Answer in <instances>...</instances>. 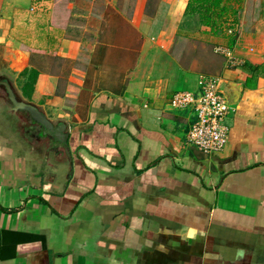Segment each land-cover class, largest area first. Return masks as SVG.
I'll use <instances>...</instances> for the list:
<instances>
[{
    "label": "crops",
    "instance_id": "obj_1",
    "mask_svg": "<svg viewBox=\"0 0 264 264\" xmlns=\"http://www.w3.org/2000/svg\"><path fill=\"white\" fill-rule=\"evenodd\" d=\"M188 1L0 0L3 63L51 128L0 122L17 128L0 134V264H264V0L231 36ZM203 74L240 94L217 154L170 105Z\"/></svg>",
    "mask_w": 264,
    "mask_h": 264
},
{
    "label": "built area",
    "instance_id": "obj_2",
    "mask_svg": "<svg viewBox=\"0 0 264 264\" xmlns=\"http://www.w3.org/2000/svg\"><path fill=\"white\" fill-rule=\"evenodd\" d=\"M217 50L229 66H236L231 48L220 45ZM221 84L220 76L203 74L198 80L199 93L178 91L170 100L173 108L193 106L195 118L187 130V142L209 154L224 150L231 131L227 118L234 108L222 92Z\"/></svg>",
    "mask_w": 264,
    "mask_h": 264
},
{
    "label": "trees",
    "instance_id": "obj_3",
    "mask_svg": "<svg viewBox=\"0 0 264 264\" xmlns=\"http://www.w3.org/2000/svg\"><path fill=\"white\" fill-rule=\"evenodd\" d=\"M243 0H189L186 13L197 14L200 16L203 25L210 28L214 35H228L234 33L228 32L236 27L238 22V9ZM226 32H228L226 34ZM27 71L23 72L26 74ZM38 72L31 69L28 75V81L25 85L26 90L30 93L34 89Z\"/></svg>",
    "mask_w": 264,
    "mask_h": 264
},
{
    "label": "flooded vegetation",
    "instance_id": "obj_4",
    "mask_svg": "<svg viewBox=\"0 0 264 264\" xmlns=\"http://www.w3.org/2000/svg\"><path fill=\"white\" fill-rule=\"evenodd\" d=\"M14 90L6 76H0V113L6 118L7 122L9 123V120H12L14 124L16 122L22 130L26 128L35 129L37 133L35 132L33 135L39 136V133H51V128L47 123L38 122L32 117L30 110L26 107L30 103L19 98ZM17 112H23L26 115L22 116Z\"/></svg>",
    "mask_w": 264,
    "mask_h": 264
},
{
    "label": "rangeland",
    "instance_id": "obj_5",
    "mask_svg": "<svg viewBox=\"0 0 264 264\" xmlns=\"http://www.w3.org/2000/svg\"><path fill=\"white\" fill-rule=\"evenodd\" d=\"M261 3V0H257V1H253V4H255V5H259ZM220 45H222L221 43H219ZM2 54H3V51H2V53L0 54V76H6V78H7V80H8V82L13 86V88L15 89L14 91H15V93L17 94V96L19 97V98H22L23 100H25L26 102H27V100H26V98L28 99V94L26 95V94H24V93H20V89H21V84L24 82V79L21 77V74L20 75H18L17 73H14V72H11V71H9L8 69H7V66H6V64H4L3 63V60H2ZM0 107H1V105H0ZM5 113V112H4ZM17 114H19V115H22V116H25L26 114L25 113H23V112H17ZM12 117V116H11ZM10 117V118H11ZM0 122H7V120H6V118L3 116L2 117V115L0 114ZM18 127V126H17ZM17 129V128H16ZM16 129L15 130H13V129H10L9 131V133L8 134H12L13 132L14 133H16ZM35 132H36V130L35 129H32V130H30V129H28V128H26V129H24L23 130V133H26L27 135H29V136H32L33 134H35ZM37 133V132H36ZM0 134H3V135H8V134H6V133H4L3 132V130L1 129V131H0ZM9 136V135H8Z\"/></svg>",
    "mask_w": 264,
    "mask_h": 264
},
{
    "label": "water",
    "instance_id": "obj_6",
    "mask_svg": "<svg viewBox=\"0 0 264 264\" xmlns=\"http://www.w3.org/2000/svg\"><path fill=\"white\" fill-rule=\"evenodd\" d=\"M229 85H230V83L226 84V87L228 86L227 87L228 88L227 91H229ZM227 91L225 92V95H226L228 101L230 103L237 102L240 94L236 93L234 90H230V92H227ZM230 93H232V94H230ZM26 107L30 110L32 117L36 121L42 122V123H47L45 118L41 115V113L37 110V108H35V106H33L31 104H28V105H26Z\"/></svg>",
    "mask_w": 264,
    "mask_h": 264
}]
</instances>
